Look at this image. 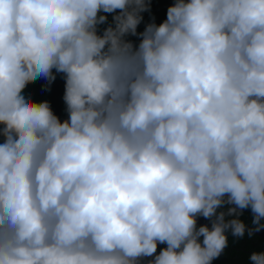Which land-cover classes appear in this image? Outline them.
I'll return each instance as SVG.
<instances>
[{"label":"clouds","instance_id":"1","mask_svg":"<svg viewBox=\"0 0 264 264\" xmlns=\"http://www.w3.org/2000/svg\"><path fill=\"white\" fill-rule=\"evenodd\" d=\"M151 5L0 0V264H214L264 231V0L139 31ZM57 74L63 120L27 91Z\"/></svg>","mask_w":264,"mask_h":264},{"label":"trees","instance_id":"2","mask_svg":"<svg viewBox=\"0 0 264 264\" xmlns=\"http://www.w3.org/2000/svg\"><path fill=\"white\" fill-rule=\"evenodd\" d=\"M111 14H109L110 16ZM107 25L101 26L106 27ZM59 88H64L65 80L62 74H57V79L53 82ZM52 83V84H53ZM51 88L47 86V81L44 79H38L28 85L27 91L31 93L33 99L37 102L42 100H48L51 102L54 111L58 114L61 119L67 118L66 105L55 106L53 99L51 100V92L48 90ZM242 219H244L249 226H251V213L250 210L245 211ZM201 224L208 223V221L201 218ZM229 247L225 250L219 259L214 261V264H249L248 257L253 251H264V240L255 235L249 238L247 235L243 239H237L235 237H229ZM160 247H164L161 245Z\"/></svg>","mask_w":264,"mask_h":264},{"label":"rangeland","instance_id":"3","mask_svg":"<svg viewBox=\"0 0 264 264\" xmlns=\"http://www.w3.org/2000/svg\"><path fill=\"white\" fill-rule=\"evenodd\" d=\"M173 2V0H152V5H151V12H146L144 13V21L141 23V25L139 26V31H143L146 24L151 22L152 17H155L156 23H162L165 19H166V15H167V9L168 7L171 5V3ZM112 16H109V23L111 22ZM130 39L136 40L138 43V40L136 37H130ZM48 90L53 93L54 91H56L54 93V97L56 99L59 100V97H61L62 91L59 88H48ZM53 99V97L51 96V100ZM44 101L42 99H40L39 102ZM61 102H59L58 104H55V106L60 105Z\"/></svg>","mask_w":264,"mask_h":264},{"label":"crops","instance_id":"4","mask_svg":"<svg viewBox=\"0 0 264 264\" xmlns=\"http://www.w3.org/2000/svg\"><path fill=\"white\" fill-rule=\"evenodd\" d=\"M51 88H59V87L56 84L53 83V84H51ZM59 89H61L62 94L64 95L65 88H59ZM55 92L56 91H54L53 93H51L52 94V97H53V103L58 104L59 102H61V105H64L63 96L61 95V97H59V100H58V99H56L54 97V93Z\"/></svg>","mask_w":264,"mask_h":264},{"label":"water","instance_id":"5","mask_svg":"<svg viewBox=\"0 0 264 264\" xmlns=\"http://www.w3.org/2000/svg\"><path fill=\"white\" fill-rule=\"evenodd\" d=\"M259 238L264 240V231H260L256 234Z\"/></svg>","mask_w":264,"mask_h":264}]
</instances>
